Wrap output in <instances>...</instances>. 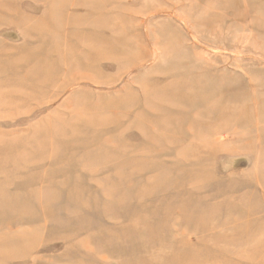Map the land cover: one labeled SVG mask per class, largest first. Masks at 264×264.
Segmentation results:
<instances>
[{"label": "rangeland", "instance_id": "obj_1", "mask_svg": "<svg viewBox=\"0 0 264 264\" xmlns=\"http://www.w3.org/2000/svg\"><path fill=\"white\" fill-rule=\"evenodd\" d=\"M0 264H264V0H0Z\"/></svg>", "mask_w": 264, "mask_h": 264}, {"label": "bare ground", "instance_id": "obj_2", "mask_svg": "<svg viewBox=\"0 0 264 264\" xmlns=\"http://www.w3.org/2000/svg\"><path fill=\"white\" fill-rule=\"evenodd\" d=\"M41 70H42V69H41ZM39 72H40V69H39ZM32 73H33V72H32ZM36 73H37V72H36ZM41 73H42V72H41ZM34 74H35V73H34ZM37 74H38V73H37ZM39 75H40V73H39ZM43 76H44V75H43ZM43 76H42V77H43Z\"/></svg>", "mask_w": 264, "mask_h": 264}]
</instances>
